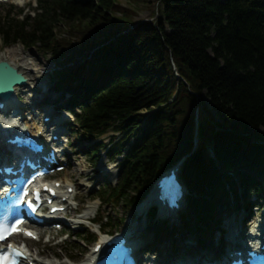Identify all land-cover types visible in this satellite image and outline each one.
<instances>
[{
	"label": "trees",
	"instance_id": "trees-1",
	"mask_svg": "<svg viewBox=\"0 0 264 264\" xmlns=\"http://www.w3.org/2000/svg\"><path fill=\"white\" fill-rule=\"evenodd\" d=\"M132 1L135 9L119 0H37L34 16L1 18L0 37L4 47L52 56L53 89L69 95L61 107L81 139L96 141L88 159L97 164L106 151L117 163L116 183L104 180L94 200L132 211L182 161V231L156 219V207L147 221L157 241L207 232L231 207H258L250 191L264 194V0H159L157 17L139 22L133 15L148 0ZM94 222L102 232L119 226L109 216Z\"/></svg>",
	"mask_w": 264,
	"mask_h": 264
},
{
	"label": "rangeland",
	"instance_id": "rangeland-1",
	"mask_svg": "<svg viewBox=\"0 0 264 264\" xmlns=\"http://www.w3.org/2000/svg\"><path fill=\"white\" fill-rule=\"evenodd\" d=\"M119 2L123 7L135 9V3L132 0H119ZM159 7V0H148L147 3L140 1L139 7L136 8L138 14L133 15L135 22L155 19V16L157 17L158 15L157 11ZM35 8L36 0H10L8 3L0 6V19L9 13L10 10H13L16 19H22L26 14L33 16L36 13ZM21 10L25 12L20 15ZM1 56L6 57L7 60L5 61L16 67L30 81L27 86L20 88L18 99L16 100L17 97L14 99L15 104H17L16 109L20 111V115L14 117L11 114L12 111L8 109L6 112L0 111V134L1 131L5 130V127L13 125L41 127L40 123L43 122L45 115L49 113L51 121L47 127L51 131L57 129L62 132L59 140L62 142L65 157H62L60 161L67 162L68 164V168L57 176L64 184L69 185L73 182L76 188L75 198L69 202L68 214L72 216V220H67V224L62 223L65 232L57 230L44 232L45 228L40 227L38 229L42 233L44 232V235H42L39 242L33 240L24 242L34 259L47 264L85 263L93 250L94 242L101 238L98 225H93L84 219L87 208L93 206L96 207V210L92 214L91 219L98 213V215H102L103 217H112L119 224L118 228L111 235L122 233L128 228L133 231L142 230L143 233H141L147 239V242L140 248L139 255L142 258L140 264H184L187 262L184 261L186 258H190V261L194 260L196 262V260H200L201 258L203 260L212 256L220 257L224 253V247L217 243L219 237L222 241L227 238L232 239L236 237L239 241L248 242V239L244 235L240 236L239 233L242 230L245 231L246 235H249V233L261 235L264 228V194L257 195L254 190L250 191L247 199L254 202L259 208L248 210V208L244 207L243 210L238 211L234 209L235 207H231L232 209H229L217 219L210 231L200 233L194 230L192 233L188 232L187 235H184L185 237H182V234L178 236L175 233L172 234L175 236H171L170 238L163 237L159 241L154 239V228L149 226L150 223L146 217V212L153 204L146 209H140V205L132 211H126L123 207L115 208L109 204H103L102 206L99 200L92 201L94 200L93 198H97V191L102 186L104 180L109 179L113 183L116 182L119 177V170L115 163L109 161L106 151L101 152L99 162L92 165L85 151L92 148L96 141L90 142L81 139L74 126L72 116L62 109H58L64 104L66 98H69V95L67 94L66 98H63L60 93L53 89L52 74L55 64L52 56L42 54L36 48H26L22 44L4 47L0 37ZM204 101L211 109L206 96H204ZM46 102L48 104L55 103L56 107L48 106L45 104ZM33 107L35 108V113H37L36 116L32 113ZM56 122H60V126H57ZM1 124L3 125L1 126ZM113 134L110 133L97 141L109 142V136ZM1 141L3 142V139ZM251 174L257 180H261L255 173ZM261 182L264 186V178ZM77 207L79 208L78 210ZM74 212H77L78 216H74ZM165 216V213H160V216H157L156 219L165 220L161 219ZM120 217L124 218V223L119 222ZM247 223L249 225L245 227ZM58 224H61V222H58ZM168 224L170 228L171 226H175L178 230L181 229L178 226L180 223L176 213L170 216ZM48 228L50 229V227ZM69 229L72 232L67 237L70 233ZM79 231L96 234V239L86 242L80 237H75V234L77 235ZM69 242L76 247V250L78 248L79 251L75 250L76 252L73 253L69 252L67 248L65 249V246ZM60 247H63L65 252L60 251ZM66 253L70 257H74V261L69 260L66 257Z\"/></svg>",
	"mask_w": 264,
	"mask_h": 264
},
{
	"label": "bare ground",
	"instance_id": "bare-ground-1",
	"mask_svg": "<svg viewBox=\"0 0 264 264\" xmlns=\"http://www.w3.org/2000/svg\"><path fill=\"white\" fill-rule=\"evenodd\" d=\"M7 53V52H6ZM16 55V54H15ZM1 60H3V61H5V60H7V58L6 57H3V56H1L0 57V61ZM27 78V77H26ZM30 81V79L29 78H27V82H29ZM28 84V83H27ZM25 86H23V87H19V86H16L15 87V93H14V95H13V99H15L16 97H18V92H19V90H20V88H24ZM1 100V99H0ZM2 101V100H1ZM11 102V101H10ZM2 111H4V110H2ZM44 125V123L42 122V123H40V126L42 127ZM41 127H36L35 128V133L37 134L38 133V131L40 130V128ZM11 128H13V127H11ZM0 135H2V133L0 134ZM1 137H0V151H1ZM152 202H153V194L152 195H150L148 198H147V200L140 206V209H146V208H148L151 204H152ZM95 210H96V207L95 206H93V207H89V208H87V210H86V213L84 214V219H90L91 217H92V214L95 212ZM249 225V223H247L246 225H245V227L246 226H248ZM264 229V228H263ZM142 232V230L140 231V229H138V230H135L134 231V234H135V239L138 241V249L137 250H139L140 249V245H141V247L142 246H144V244L147 242V239H145L144 237H143V232ZM240 236H243L244 235V237H249V240H252L251 242H254V241H263V239L259 236V235H257V234H255V233H252V234H250L249 233V235H246L245 234V231L244 230H242L240 233ZM226 236V235H225ZM235 240H237V239H235ZM223 241H225V240H223ZM223 241H222V239H220V237L217 239V243L218 244H223ZM28 243V242H27ZM90 256H92V252H91V254H90ZM89 256V257H90ZM94 257H97V255H95ZM31 258V257H30ZM32 259V258H31ZM202 259V258H201ZM209 259H212L211 261H214V260H220V261H223L224 260V258H220L219 256H212V257H209V258H205V259H203V260H209ZM34 262H35V264H47V263H44V262H42V261H35L34 259H32ZM86 262H88V261H86ZM51 264H53V263H51ZM87 264V263H86Z\"/></svg>",
	"mask_w": 264,
	"mask_h": 264
},
{
	"label": "water",
	"instance_id": "water-1",
	"mask_svg": "<svg viewBox=\"0 0 264 264\" xmlns=\"http://www.w3.org/2000/svg\"><path fill=\"white\" fill-rule=\"evenodd\" d=\"M27 85V78L8 61H0V99L10 101L15 93V87Z\"/></svg>",
	"mask_w": 264,
	"mask_h": 264
},
{
	"label": "snow or ice",
	"instance_id": "snow-or-ice-1",
	"mask_svg": "<svg viewBox=\"0 0 264 264\" xmlns=\"http://www.w3.org/2000/svg\"><path fill=\"white\" fill-rule=\"evenodd\" d=\"M17 229L15 226H13L11 229H3V231H0V241H3L6 239V234H9L10 232H15ZM29 236H31V233H28ZM9 251L8 252H0V264H9V261L11 260V264H15V260H12L11 257L14 255L16 257L21 256L22 254L20 252H14L12 250V246H8Z\"/></svg>",
	"mask_w": 264,
	"mask_h": 264
}]
</instances>
